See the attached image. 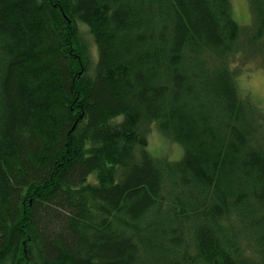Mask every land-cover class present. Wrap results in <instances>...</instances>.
Here are the masks:
<instances>
[{"label":"trees","instance_id":"trees-1","mask_svg":"<svg viewBox=\"0 0 264 264\" xmlns=\"http://www.w3.org/2000/svg\"><path fill=\"white\" fill-rule=\"evenodd\" d=\"M249 2L242 27L231 0H0V264H264Z\"/></svg>","mask_w":264,"mask_h":264},{"label":"rangeland","instance_id":"rangeland-1","mask_svg":"<svg viewBox=\"0 0 264 264\" xmlns=\"http://www.w3.org/2000/svg\"><path fill=\"white\" fill-rule=\"evenodd\" d=\"M233 7V15L242 27H248L253 22V15L249 0H231ZM88 39V47L90 50L91 60L95 63L97 59L96 46L89 34L85 35ZM87 42V41H86ZM236 69V79L240 91L248 95L257 105L264 110V63L258 57L244 58V61H238ZM192 83V82H191ZM198 93V89H194ZM191 103V102H187ZM217 114V111L215 110ZM148 143L150 149L157 151L155 153L171 158H178L182 153V148L173 142H169L164 138L160 130L156 126H152L148 130ZM142 227V221H138ZM137 256V254H136ZM139 258V256H137ZM141 261V260H140Z\"/></svg>","mask_w":264,"mask_h":264}]
</instances>
